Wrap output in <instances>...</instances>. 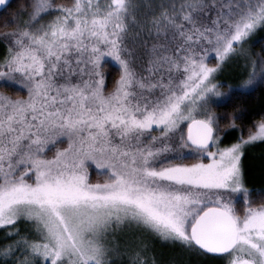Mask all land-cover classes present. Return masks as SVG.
Listing matches in <instances>:
<instances>
[{
    "label": "snow or ice",
    "instance_id": "6c2138e0",
    "mask_svg": "<svg viewBox=\"0 0 264 264\" xmlns=\"http://www.w3.org/2000/svg\"><path fill=\"white\" fill-rule=\"evenodd\" d=\"M257 32L264 0H24L0 22V264H163L151 240L264 264V114L245 135L214 110L231 61L264 86Z\"/></svg>",
    "mask_w": 264,
    "mask_h": 264
},
{
    "label": "trees",
    "instance_id": "16d2710c",
    "mask_svg": "<svg viewBox=\"0 0 264 264\" xmlns=\"http://www.w3.org/2000/svg\"><path fill=\"white\" fill-rule=\"evenodd\" d=\"M61 2H66V0H61ZM22 3H24V0H11L8 6L0 12V22H2L5 19H11L13 15L19 12L20 5ZM250 46L254 52H260L261 49L264 48V38H260L254 41ZM105 67L106 70H109L111 72V76L114 77L115 72L111 70L115 69L116 66H114L108 61ZM244 73L245 70H243V75ZM239 78H235L234 80L232 78V80L230 81L228 79H224V80L222 79V81L225 83L231 82V84L237 85L239 82ZM221 90L225 93L229 92V88L227 87L222 88ZM12 91L18 92L16 89H12ZM237 108H239L238 114H240L243 117L242 126H244L245 135H246L247 127L250 125V123H254L256 120L259 119L261 114H264V86L249 87L245 89L232 87L231 94L227 97L217 100L214 106V110L219 115L222 116L230 115L233 112V110ZM239 135L240 132L238 130L229 131L228 135L225 137V143L234 141ZM249 156L250 153H245L243 157V165L244 167L246 166V170H247L246 172V181L248 183L247 186L250 189H256L258 192L260 189L264 188V173L259 172L260 178L258 181L254 182L252 180L251 178L252 174L250 172V167H249V162L251 161V159L249 160V158L251 156L250 157ZM93 178L95 179V177ZM257 199L259 200V197H257Z\"/></svg>",
    "mask_w": 264,
    "mask_h": 264
},
{
    "label": "rangeland",
    "instance_id": "374dc122",
    "mask_svg": "<svg viewBox=\"0 0 264 264\" xmlns=\"http://www.w3.org/2000/svg\"><path fill=\"white\" fill-rule=\"evenodd\" d=\"M264 38V32H257L250 41V45L260 39ZM111 64L116 66L114 63L109 61ZM210 62L214 63V58H210ZM243 70L249 71L250 69L246 68V65L242 60L231 61L223 68V71L219 74V79H228L229 81L243 77ZM245 74V73H244ZM242 75V76H241ZM223 82V81H222ZM225 83V82H224ZM226 85H231L232 87H236L235 84H231V82H226ZM235 85V86H234ZM238 88V87H236ZM242 89V88H241ZM245 89V88H243ZM19 92V89H16ZM260 146V147H259ZM259 147V148H258ZM257 148V149H256ZM245 153H250L251 161L249 162L250 172L252 174V180L254 182L258 181L260 176L259 172L264 173V143L257 142L253 145L247 147ZM245 172V180H246V166L244 167ZM246 184L247 181H246ZM125 243L127 245H133L138 242V237L128 236L124 238ZM151 251L149 256H155L157 261L163 262V264H167L169 261H177L179 264H221V262L214 257H203L195 254L184 253L178 248L173 247L170 244H166L163 241L159 240H151L149 241ZM172 246V247H171ZM116 264H131V258L128 254H122L120 256L115 257Z\"/></svg>",
    "mask_w": 264,
    "mask_h": 264
},
{
    "label": "water",
    "instance_id": "95a60500",
    "mask_svg": "<svg viewBox=\"0 0 264 264\" xmlns=\"http://www.w3.org/2000/svg\"><path fill=\"white\" fill-rule=\"evenodd\" d=\"M11 2V0H9V3ZM4 9V7H0V12ZM209 257H213V256H209Z\"/></svg>",
    "mask_w": 264,
    "mask_h": 264
}]
</instances>
